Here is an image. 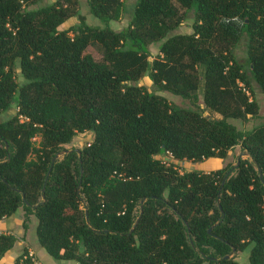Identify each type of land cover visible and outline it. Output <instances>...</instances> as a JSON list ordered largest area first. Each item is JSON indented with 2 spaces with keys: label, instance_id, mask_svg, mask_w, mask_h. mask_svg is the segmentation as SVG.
<instances>
[{
  "label": "trees",
  "instance_id": "obj_1",
  "mask_svg": "<svg viewBox=\"0 0 264 264\" xmlns=\"http://www.w3.org/2000/svg\"><path fill=\"white\" fill-rule=\"evenodd\" d=\"M36 1L0 0V116L16 108L0 117V219L21 208L25 229L34 215L39 245L77 264H238L237 251L264 264V124L227 121L258 111L248 73L264 92V0H136L119 30L87 23L77 0ZM122 1L86 4L108 22ZM174 2L193 9L190 32H173ZM144 75L154 89L135 83ZM83 131L91 141L63 148ZM235 145L247 156L208 171L155 156L224 158ZM15 240L0 232V258ZM25 250L13 264H28Z\"/></svg>",
  "mask_w": 264,
  "mask_h": 264
},
{
  "label": "rangeland",
  "instance_id": "obj_2",
  "mask_svg": "<svg viewBox=\"0 0 264 264\" xmlns=\"http://www.w3.org/2000/svg\"><path fill=\"white\" fill-rule=\"evenodd\" d=\"M51 1L53 0H37L36 3L32 4V6L43 5ZM135 2L136 0H123L121 16L116 20H110L108 22L102 21L101 19L91 14L86 4V0H77V8H78V13L83 15L87 23L91 25L101 26V27L108 25L114 30H119L130 19ZM174 3L179 10V14L182 18V21L173 30V32H190L192 30L191 22L194 18L193 9L184 8L180 6L177 2H174ZM78 21H79V18L77 15L71 16L63 24L60 25V28H66L70 25L77 24ZM158 44H159V41L148 43V49H149L148 59H152L153 56L157 53ZM232 50L235 53L238 60L243 62V60L246 58L243 43L240 42L239 44L234 46ZM86 52L90 53L95 59H100L102 56V49L99 44H89L86 47ZM248 78L250 82L249 84L250 91H248V94L250 93L249 96L254 97L259 104L264 105V102H263L264 92L260 90L257 83L254 82V80L251 78L250 73H248ZM20 79L21 77H20L19 71L18 69H16V80L20 81ZM135 83L142 84L149 89H154V87L152 86L151 80L148 78L147 75H144L143 77L138 79ZM155 91L157 93L164 95L171 103L175 105H178L181 107H187V108L191 107V103L187 99H184L166 90H155ZM199 93H200V90H199ZM199 102L202 105L200 94H199ZM15 110L16 108L12 106L7 111H5L3 114H1L0 117L4 118L9 115H12L15 112ZM212 116L216 118L221 117L218 113H214L212 114ZM227 121L233 124L236 128L241 129V130H249L251 129V127H253L254 123H256V119L254 117H252V119H249V120L247 118L230 117V118H227ZM37 139L38 137H36L34 140H37ZM91 139H92V132L90 131L78 132L71 138L69 142L64 143L62 146L65 149H70V148L80 149L82 146H84L89 141H91ZM241 152L243 151L240 150L239 145H235L227 151V154L224 158L207 157V158H202L199 160L175 159L169 153L157 154L155 156L160 158L165 163H172L179 172L186 171V170L208 171L214 168L221 167L225 164H235L238 157L244 158L247 156L246 154L241 153ZM19 215L21 218H23V210L21 208L17 209L12 215H10V218L8 220L9 222L8 224L10 223L11 225L13 224L12 228H14L13 229L14 234L18 236V239L20 240L22 239L23 241L21 243L22 245L19 243L15 244V247L13 249L14 251L20 250V253H21L23 249L30 247L34 251L35 256L40 264H77V262L72 259H67V260L57 259V258L50 256L44 250V248L39 245L38 240L36 238V234H35V226L37 223L36 217L34 215H30L27 221V227L24 229L21 223L18 224L17 217ZM4 229L5 228L3 227V225H1L0 231ZM233 256H234V259L238 262V264H244L248 262L247 251L234 252ZM5 264H13V262L8 261Z\"/></svg>",
  "mask_w": 264,
  "mask_h": 264
},
{
  "label": "crops",
  "instance_id": "obj_3",
  "mask_svg": "<svg viewBox=\"0 0 264 264\" xmlns=\"http://www.w3.org/2000/svg\"><path fill=\"white\" fill-rule=\"evenodd\" d=\"M250 98H253L256 101V99L254 97H250ZM256 103L258 105V112L256 113V115H254V116H250L249 114L246 115V118L248 120L252 119V117H254L256 119V123H254L253 127L260 125V124H264V121H263L264 120V105L259 104L257 101H256ZM9 218H10V216H7V217L0 220V228H1V225H3V227L5 228L4 230H2L0 232H10V233L14 234V232H13L14 228H12L13 224L12 225H11V223L8 224ZM17 219H18L17 220L18 224H20L22 221V218L20 217V215L17 217ZM14 235L17 238H16L13 246L0 258V264H5L8 261L13 262L15 257L20 253V250L14 251L13 249H14L16 243L21 244L23 241H22V239L21 240L18 239V236L16 234H14Z\"/></svg>",
  "mask_w": 264,
  "mask_h": 264
},
{
  "label": "built area",
  "instance_id": "obj_4",
  "mask_svg": "<svg viewBox=\"0 0 264 264\" xmlns=\"http://www.w3.org/2000/svg\"><path fill=\"white\" fill-rule=\"evenodd\" d=\"M23 257L28 259V264H40L35 256L34 251L30 247L26 248Z\"/></svg>",
  "mask_w": 264,
  "mask_h": 264
},
{
  "label": "water",
  "instance_id": "obj_5",
  "mask_svg": "<svg viewBox=\"0 0 264 264\" xmlns=\"http://www.w3.org/2000/svg\"><path fill=\"white\" fill-rule=\"evenodd\" d=\"M241 153H244V154H246V152H245V151H243V152H241Z\"/></svg>",
  "mask_w": 264,
  "mask_h": 264
}]
</instances>
